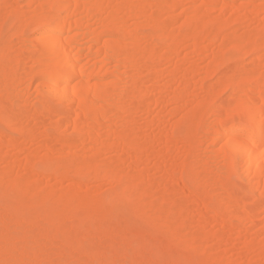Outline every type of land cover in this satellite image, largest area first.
I'll return each instance as SVG.
<instances>
[{
  "label": "rangeland",
  "instance_id": "374dc122",
  "mask_svg": "<svg viewBox=\"0 0 264 264\" xmlns=\"http://www.w3.org/2000/svg\"><path fill=\"white\" fill-rule=\"evenodd\" d=\"M79 1L80 11L89 0ZM98 1L102 5L98 12L89 9L87 16L80 12L70 16L72 20L82 18L85 31L82 40L94 44L92 50L81 52L84 65H92L90 54L94 53L98 38L102 42L121 43L122 47L119 45L117 51L131 50L128 46L130 39L123 35L122 29L136 30L141 38L139 43H142L139 47L148 48L145 52L150 49L155 52L149 51L152 59L147 52L148 57L145 55L141 60L139 57L140 65L132 71L127 67L115 70L111 63L105 79L122 83L133 76L137 81L139 79L138 84L145 91L144 97L129 99L124 96L125 99L118 100L115 106L99 101L97 106L107 112L108 118L94 128L92 140L83 143L82 133L92 122L90 114L86 113V121L81 127L78 124L76 127L79 102L63 98L52 101L47 91L38 93V81L28 79L39 67L34 52L29 51L39 37L34 26L38 17L43 12L67 17L69 11H56L53 7L55 4L71 5L75 0H48L44 4L41 0H0V136H4L3 140L0 139V248L23 253L21 260L7 263L4 262L5 252L1 251L0 264H46L47 261L48 264H179L184 259L187 264H264V176L259 181L250 182L248 176L234 170L225 173L227 164L221 154L223 156L226 152L228 139L223 137L215 142L216 135L209 130L210 124L224 128L231 119L241 115L243 109L231 89L232 84L242 87L247 81L264 82V0H162L164 3L159 5L160 0H129L132 6L142 3L150 14L160 16L164 28L160 32H154L152 21L134 15L133 8L123 7L122 0ZM107 1L109 4L105 7L103 4ZM193 13H200V31L208 35L217 33L212 40L209 39L211 37L202 39L195 49L191 38H182V41L178 38L187 34L188 15ZM110 15H114L112 19L120 31L100 26ZM97 32L102 33L101 36ZM165 33L178 35V45L169 47L163 39ZM11 71L17 80L21 79L10 85L5 80V73ZM94 83L95 79L90 78L89 84ZM259 87L257 84L254 86L256 90ZM6 89L7 94H12L11 98H6L11 94L7 96L5 93L4 96ZM256 90L248 91L250 98L256 96ZM155 98H158L157 102ZM43 100L48 107L44 106ZM125 100L130 102L127 104ZM9 101L18 105L9 106ZM51 103L55 114L51 111ZM255 104L264 108L260 101ZM207 105L212 108L211 112H205ZM49 106L50 110L47 109ZM64 108L70 114L66 118L68 120L62 121ZM198 111L201 113L199 124L196 126L195 118L190 122L189 128H194L195 137V146L190 151L189 144L181 139L176 126L183 125ZM116 114L120 115L119 118L109 123L108 119ZM15 121H21L25 128H30L29 137L19 135L11 128ZM127 130L132 131L134 142L136 139L139 145L134 143L138 148L132 149L138 150L142 156L140 159L133 158L135 150L122 152L116 148L120 142L118 138ZM260 158L257 155L256 161ZM31 159L36 163L29 166L27 163ZM83 160L86 161L83 170H87V175L83 170L84 174L80 176L53 175L41 170L47 162L67 165L66 168L71 169L74 165L70 167L69 164L77 161L82 167L80 162ZM185 162L192 168L193 183L185 174H178ZM92 163L116 168L120 177L131 179L127 180L130 185L123 186V181H118L120 177L115 178L116 181L107 179L108 174L114 171L106 174L107 178L96 177L97 171L94 176ZM87 164L93 167H87ZM202 165H205L204 169ZM98 167L96 165V169ZM16 185L21 190H28L27 193L22 190L20 194L19 203L24 207L22 212L29 203L37 206L39 202L43 209L59 214L67 228V225L69 228L73 225L72 231L79 219L91 213L96 215L94 211H97L99 203L103 209L118 204L123 208L115 211L106 223L103 221L107 229L111 227L109 232L98 230L103 222L98 229L96 225L89 228L88 224H79L74 231L77 232L75 245L64 247L66 244L62 246L59 238L51 233L45 237L49 240L42 245V251L35 253L34 248L42 243L43 227L33 230L27 223L8 221L5 233L4 207L16 196L13 188ZM135 190L141 202L138 198L139 202L135 201ZM127 195L134 197L132 203L127 201ZM223 195L237 202L236 207L233 204L232 207L233 202ZM221 197L228 200L222 204L225 215L215 218L212 207ZM253 203L256 207L263 206L258 209ZM23 232H28L29 236L32 233L33 238L26 239L28 236L23 237ZM89 251H99L101 256L90 261L89 255H85Z\"/></svg>",
  "mask_w": 264,
  "mask_h": 264
},
{
  "label": "bare ground",
  "instance_id": "6f19581e",
  "mask_svg": "<svg viewBox=\"0 0 264 264\" xmlns=\"http://www.w3.org/2000/svg\"><path fill=\"white\" fill-rule=\"evenodd\" d=\"M45 1H48V0H41V4H44ZM129 2H130L129 0H122V6L128 8V10H130V8L131 9L133 8L132 13L134 15L143 17L145 20L152 21L151 22V23H153L152 27L155 29L154 32H156L158 30L160 32L162 30L163 26H161L162 21L160 22V16L159 15L155 16V15L150 14V12H148V10H146L147 6L145 7L144 4H142V3H141L142 5L141 4L137 5V3H136L137 6L134 7V5L132 6L131 3H129ZM161 2H162V0L158 1V5ZM39 3H40V1H39ZM143 3H146V2H143ZM162 3H164V2H162ZM68 4L69 3L62 4V5L61 4H55L53 8L56 11H63V10H65L66 12L69 11V16L62 18L59 15V13L58 14L57 13L53 14L52 12H45L44 13L42 11L43 13H41V17H38L39 20H37V22L34 24V26L37 30V33L39 34V37L36 38L35 44L33 46L29 47V51L31 49L34 52L35 62L39 65V67H38L37 71L32 73L31 77H29L28 79H31V80L33 79L35 81H38V84H37L38 93H43V92L47 91L50 94L49 99L51 98L52 101L54 98H61V99L63 98L64 100H67V101H77V103L79 102L78 105L80 106L79 107L80 110L77 113H79V112L80 113L77 117L75 116L77 118V119L75 118L76 119L75 120L76 121L75 122L76 127H77V124H78V126L80 125L79 127H81L82 124L86 121V119L88 118V117L86 118V113L90 114V116H91L90 119L92 120V122L90 121L88 123L89 127L86 128V130H84L85 133H82L84 135L83 136V143H84V142H89L92 140L94 128H96L99 125L101 120H103L104 118L105 119L108 118L107 112H105L103 109H101L100 107L97 106V103L99 101H104L108 105L115 106L118 100L125 99L124 96H126V98L129 97V99H131V98L136 99V97H138V99H141V98L143 99L145 91H143V89L140 88V86L138 84L139 79L137 81V79H135V78H133V76H131L132 78L129 81L124 79V81L121 83L119 80H115V79L108 81L105 79L104 76L107 75L106 73L108 72V70H109L108 68H110L111 63L114 64L115 70L118 67H127L129 69V71L135 70V68L140 65V64L138 65L139 57L141 60V57L143 58L145 55L147 56V54H146L147 51L145 52V50H147L148 48L141 49L142 47L141 48L139 47V45H141L142 43L141 44L139 43L141 41V38H139L140 35L136 33L137 32L136 30H123L122 29L121 32L123 33V35L125 37H127L128 39H130V43L129 44L127 43V44H128V46L131 47V50L128 49L129 51H127V49H126V51H124V52L122 50H121L122 52L120 50L117 51L116 48H118L119 45L122 47L121 43L115 42V41H108V40L102 42L101 39L98 38V39H96V42H95V46H94L95 48H93L94 53L90 54V56L93 60L92 65L91 66L84 65L81 62V58H80L81 52L84 49H91L92 50V45H94V44H89L88 42H84L82 40L83 39L82 37L85 35V31H83L84 25L81 24L82 18L72 20L70 16H71V13H75V12H80L82 15L85 14V16H87V14H88L87 11L89 9H90V11L95 10V12H98L99 10H101L102 5L99 4L98 0H89L88 4L84 7V9L79 11V5L81 4L79 0H75V2L71 5H68ZM108 4H109V2L107 1L103 5H105V7H107ZM147 5H148V3H147ZM158 11H160V9ZM107 14H109V13H107ZM110 16H108V19L104 18L103 20L106 19L105 20L106 22L101 23L100 26L102 25L104 28H107L106 30L109 29V30H114V31H116V30L120 31V28L117 29L118 24L115 23V21L112 19V18H114V15L111 17ZM150 18H152V19H150ZM199 19H200V13L189 14L188 15V21L186 24V29H187L186 33L187 34H185V37L184 36L181 37L182 35L181 36H178V35L173 36L172 34L170 35V34L165 33L163 36L165 43H167L169 45V47L170 46L172 47V46H175L178 42H180L179 39H181V41H182V38L186 39V37H188V38H191V41L193 42L192 46H194V49H195V48L199 47V43L202 39H204L206 37H211L209 39L212 40L213 38H215L217 36V33L211 32L212 30L210 31L211 32L210 35L205 34L199 30V25H198ZM100 26H99V31H100ZM102 30H104V29H102ZM121 32H119V33H121ZM98 34L99 33L97 32V35ZM101 34H99L98 36H101ZM177 36L179 39L177 38ZM143 38L144 37L142 36V39ZM263 39H264V37H263ZM100 42H102V44ZM145 47H149V46L146 45ZM174 48H172V49L174 50ZM149 49H150V47H149ZM123 50H125V49H123ZM101 51L103 52L102 56H100ZM149 51L150 52L153 51L152 53L155 52V50L150 49V50H148L147 53H149ZM148 56L152 57V54L150 55V53H149ZM156 56H157V54H156ZM143 61H144V59H143ZM29 75H27V76H29ZM16 77L17 76L15 75L14 72L12 73V71H11V73L9 72L8 74L5 73V80H8L9 81L8 84H10V85H11V82H16V81H19V79H21V78H18V80H17ZM90 78L95 79V83L93 85L89 84ZM254 82H255V80H254ZM254 82L252 83L251 81L250 82L247 81V83H245L242 87L238 86L237 84H235V85L232 84L231 89L233 90V93L235 94V96L236 95L238 96V99H239L238 102H240L239 104H241L242 109H243L241 115L237 119H231L229 124L224 126V128L218 127L215 124H212V126L210 124V128H209V130L211 129V131L216 135V138L213 139L215 142H218L223 137H227V139H228L227 143H226V152L227 153L224 152L223 156L221 154L222 159L224 158L226 160L224 162H226L225 164H227V166L225 165V168H226L225 173H227L228 170L229 171L234 170L240 174H244V175L248 176L250 178L248 181H250V182L259 181L264 176V108L258 107V105L255 104L256 101H260V102L264 103V86H263L264 82L263 83H261L259 81L255 82L257 84V86L263 87V88H261V87L257 88L258 90H256L254 88V86L256 87V84ZM258 82L260 84H258ZM7 89L4 91V96H5L6 91L8 93ZM10 90L11 89H9V91ZM249 90L250 91L256 90V96L250 98L251 96L249 95V92H250ZM7 93H6L7 96L9 94H11V93L7 94ZM128 93L130 94V96L128 95ZM11 97H12V94H11V96L9 95V97H6V98H11ZM248 98H250V100H248ZM10 100H12V99H10ZM36 100H37V97H36ZM47 101H49V100H47ZM127 101L130 102L129 100H127ZM154 101L157 102L158 98H155ZM128 102H127V104H128ZM44 103H45L44 106L45 105L47 106L48 103L46 104L45 101H44ZM52 103H51V106H53ZM139 103H140V101H139ZM146 103H147V101H146ZM8 104H9V106L13 107V105L15 106V104H17V103L16 102L14 103L13 101H9ZM141 105H143V104H141ZM55 106L57 107L58 105L55 104ZM121 106L123 108V105H121ZM58 108L60 111V107H57L56 109H58ZM142 108H144V107L142 106ZM47 109L50 110V106ZM204 110H205V112H209V111L211 112L212 108L209 105H207ZM51 111L54 112V114H55L56 110L54 109V106L51 109ZM64 111H65V113L63 112L64 114L62 115L63 116L62 121H65L64 119H66L67 116L69 117V114H70V113H66V112H68V110L66 111V109H65ZM33 112L35 113V111H33ZM39 112H40V110H39ZM59 113H61V112H59ZM59 113L57 112L56 114H59ZM261 113H263V115H262V117H259L261 115ZM199 114H201V113L198 111V112H196L195 116L191 115L190 117H188L187 121L186 122L184 121L183 125L176 126L179 130L181 139L189 144L190 151L195 146L194 145L195 144V142H194L195 137L193 136L194 128H189V127H191L190 122L193 118H195L196 119L195 123H197L196 124V126H197L199 124V121H200V115ZM119 116L120 115H117V114L111 116L108 119L109 123H113L115 120L114 118H119ZM66 120H68V119H66ZM19 123L21 124V121L20 122L15 121V123L11 124L12 125L11 128L14 129L16 132H18L19 135H21L23 137H29L31 134L30 128L28 129L27 128L28 126H27L26 127L27 129H26L25 126H23V124L20 125ZM182 127H183V129H182ZM125 132H126V134L123 132L124 134H122V136L120 135V137L117 135L119 137L118 139H120V142H119L118 146H117V144H115V146H117L116 148H119L122 152H124L123 150H125V151L135 150L136 151V149L138 148L139 145H138V143H136V139L134 142L133 133H130L132 131L129 130V132H128V130H127ZM176 133H178V132H176ZM1 134H3V133L1 132ZM129 135H132V136H129ZM3 137L4 136L1 135L0 139L3 140ZM134 143H136L138 146L134 145ZM143 146H145V145H143ZM134 147L136 149H132ZM143 152H145V151H143ZM143 152H142V154H144ZM134 154H136L134 157L131 156L134 159H136L137 157H139V159L142 158V156L140 157L141 154L138 153V150L136 152H134ZM134 154H132V155H134ZM146 155H147V153H146ZM257 155H260V157H261L260 158L261 160L258 162L256 161ZM224 156H226V158ZM32 160L33 159H31V161H30L31 163L30 162L27 163V164H29V166L30 165L32 166L33 164L35 165L36 161L34 160L35 162H32ZM224 162H223V164H224ZM76 163H77V161L73 164L72 163L69 164V166L74 165V168L70 166L71 169H69V167L66 168L67 165L64 166L62 164L59 165L56 162L55 163L54 162H52V163L47 162V163H44L41 170L45 173H52V174L54 173L57 175L61 174L62 176H63V174L80 176L83 173V171L87 175V170L86 171L83 170V167L85 166L86 161L83 160V162H80L82 167H80L79 163H77V165H76ZM185 163L186 164H183V169L181 170V172H178V174L179 173L185 174L190 179V182L193 183L194 177H193V173H192V168L189 167V164L187 162H185ZM92 165H90V166H92L95 169V171L92 170L93 169L92 167H91L92 169L91 168L90 169L92 172L94 171L93 172L94 176H95V174H97V172H98V174H100V175L97 174L96 177H102L103 176V177L107 178L106 174L112 173L113 171L117 175H115L113 172L112 174H108L107 179H110V178H114V179L118 178L119 179V177H120L119 176L120 172H118V170L116 168H114V169H113V167L110 168L111 166L107 167L108 164L105 165L106 167L104 166V164H97V163L93 164L92 163ZM96 165H97V167L101 166L100 168H102V169H100L99 167H98V169H96ZM75 166H77V167L79 166V167L77 168ZM86 166L90 167L88 164ZM202 167L204 169L205 165L204 166L202 165ZM208 167H210V166H208ZM79 168H81V170ZM85 168L86 167H84V169ZM107 168H108V170H107ZM109 168H110V172H108ZM100 172L101 173L103 172L105 175L103 173L101 174ZM93 173H91V176L93 175ZM225 173H223V174L225 175ZM88 174H90L89 170H88ZM181 174H179V175H181ZM110 176H112V177H110ZM132 176H134V175H132ZM173 177H176V176H173ZM188 178H186V179L189 180ZM114 179H112V180H114ZM223 179H224V177H223ZM121 180L123 181V183L121 182L123 184V186L131 183V182H128V181H131V179H128V178L123 179L122 176L120 177V180H118V181H121ZM115 181H116V179H115ZM124 181H125V183H124ZM220 181H223V180H220ZM224 181H226V179ZM15 183H16V181H15ZM192 183H190V184H192ZM17 184H18V182H17ZM19 186L16 185V187H13V188H15L14 194L16 192H17V194L15 197L13 196V201H11V203H9V204H8V202H9L8 201L7 205H5V207H4V209H5V233L7 232L8 221H11L13 223H27V226L33 230L36 229L35 227H38V226L43 227L44 233L42 234V243L38 244L34 248L35 253H39L42 251V247H43L42 245L49 240V239H46L45 237H48L51 233L59 238V241L62 243V246L64 245L63 243L66 244V245H64V247L67 246V244H70V246L75 245L74 242L77 240V238H76L77 232H74V231H77V229L79 228L77 226L79 224H80V226L81 225L86 226L85 224H88L87 226L89 228L97 227V229H98V226L101 225L103 221H105V223H106V220L109 219V217L115 211L123 208V206H120V204H118L117 206L108 207V208L103 209L101 207V203H99L97 211H94V213L96 215L93 216L94 214L91 213L88 216L84 217L83 219H79L77 221L78 223H76L77 226L75 225V229L72 231L71 228L73 225H71V228H69L70 225H67L69 228L68 229L66 227V224L63 222V219L61 218V216L59 214H57L56 212H53V211H47V210L43 209L41 207V205L39 204V202L37 203V206H34L31 203H29V205H27L25 207V211L22 212V210L24 208L23 203H19V201L21 200L22 190L24 193H27L28 190L27 189L21 190V188ZM184 186L185 185L183 184V187ZM224 186H226V185H224ZM180 187H182V186H180ZM228 188H230V187H228ZM226 190H228V189L226 188ZM184 191H185V189H184ZM134 192H135V196H134L135 198L133 196H128L129 194L127 195L128 198L126 197L127 201H129L130 203L133 202V198L135 199V201H138V199H139L137 191L135 190ZM226 192H229V191H226ZM262 192H263L262 194H264V183H263ZM118 193H119V191H118ZM12 194H13V192H12ZM120 195L123 196L124 194H120ZM204 195L205 194H203V196ZM223 196H225L227 199H229L226 195H223ZM225 197H223L224 199L221 197L224 201L222 199H219V201H217L216 204L214 203L215 205L212 207V209H214L213 217H215V218L219 217L220 218V217L225 215V212L223 211V207H222V204H225V201H228ZM204 199H205V197H204ZM230 199H229V201H231ZM139 201L141 202L140 199H139ZM231 202H233V203H231V206L233 207V205H235V207H236L237 202H235L234 200ZM251 202H253V201H251ZM254 204L255 203H253V206H255ZM205 205H207V202ZM261 205L262 204H260V206L258 205L257 207L256 206L255 207L260 208L263 206V205L262 206ZM256 208H255V210H257ZM91 215H92V217H91ZM93 217H94V219H93ZM94 220H96L97 224L95 223ZM94 225H96V226L94 227ZM102 225L106 226L107 224H104V222H103ZM102 225H101V227L103 228ZM101 227L98 230L99 231L102 230V232H104V233H106L107 230L109 232L111 229L110 226L108 227L110 229H107V226H106V229H104V228L102 229ZM97 229H94V230H97ZM1 230H2V227H0V231ZM91 230H93V229H91ZM27 234H28V232H26V233L23 232L22 236L23 237L28 236L26 238V239H28L32 235V233L30 236ZM30 238H33V236H31ZM59 241H57V242L60 244ZM1 251L5 252L6 260L4 259V262H7V263H10L13 261H19V260H21V258L23 256V253H21L20 251H17V250L9 251V250H2L0 248V252ZM85 255H89L88 258H90V261L91 260L94 261L98 257L101 256L99 251H95V252L89 251L88 254L85 253ZM103 257H104V255H103ZM47 262H46V264H48ZM185 263L187 264L186 260L184 259V260L180 261L179 264H185ZM30 264H35V263H30Z\"/></svg>",
  "mask_w": 264,
  "mask_h": 264
}]
</instances>
